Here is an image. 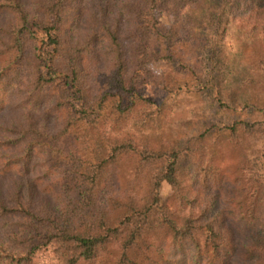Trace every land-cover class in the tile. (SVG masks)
Returning <instances> with one entry per match:
<instances>
[{
	"label": "trees",
	"instance_id": "obj_1",
	"mask_svg": "<svg viewBox=\"0 0 264 264\" xmlns=\"http://www.w3.org/2000/svg\"><path fill=\"white\" fill-rule=\"evenodd\" d=\"M222 1L0 0V115L17 114L0 120V178L16 186L0 192V264H264V150L250 152L264 0ZM234 28L244 66L227 55ZM149 82L240 113L183 144L151 138Z\"/></svg>",
	"mask_w": 264,
	"mask_h": 264
},
{
	"label": "rangeland",
	"instance_id": "obj_2",
	"mask_svg": "<svg viewBox=\"0 0 264 264\" xmlns=\"http://www.w3.org/2000/svg\"><path fill=\"white\" fill-rule=\"evenodd\" d=\"M214 5L222 9L224 2L222 0H214ZM159 18L165 23H168L164 13H159ZM170 19V18H169ZM233 34L229 36L227 55L230 61L235 62L239 66L247 65L253 54V48L250 44H245L246 41L240 40L239 32L234 28ZM244 43V44H243ZM166 66L164 62H155L148 65V69L153 73H160L165 70ZM145 96L150 98L154 102L155 109L159 118L155 129L147 131L144 135H148L151 138L161 137L165 141L183 142L189 137L198 135L201 130L208 125H223L231 122L240 112H230L225 109H220V106L212 101L206 94L197 92L196 90H189L188 88L182 89L180 92H169L162 86L154 83H147L145 86ZM10 109L5 110L0 115V120H10L12 116H17L16 113ZM11 114V115H10ZM4 117L2 118V116ZM244 116V115H241ZM52 131H55L59 127V123L55 121V118H51L48 121ZM125 128L121 127L117 129V132H124ZM250 152L254 156L263 155L264 150V136L260 134L253 135L250 139ZM230 160L229 154L223 158L222 163L226 164ZM134 159L126 157L122 164V176L129 177L133 170ZM184 170L191 169L190 161L186 158L183 160ZM33 185L34 192L38 198L44 197L41 192L42 186L37 184L36 181L30 182ZM27 186V188L30 187ZM264 188V181L261 185ZM16 189L15 176H8L0 178V192L4 195H8ZM172 193L171 186L167 183L163 184L162 194L164 197H169Z\"/></svg>",
	"mask_w": 264,
	"mask_h": 264
}]
</instances>
